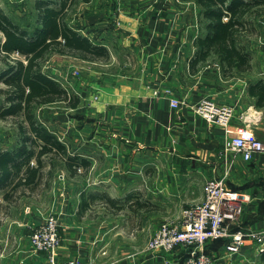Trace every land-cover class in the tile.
<instances>
[{"label": "crops", "instance_id": "0c3cea01", "mask_svg": "<svg viewBox=\"0 0 264 264\" xmlns=\"http://www.w3.org/2000/svg\"><path fill=\"white\" fill-rule=\"evenodd\" d=\"M181 7L190 8L183 17L177 12ZM118 9L117 22L105 16L102 32L83 34L111 55L106 62H83L111 68L112 59L120 60L109 71L95 68L99 76H93L84 91V99L93 94L95 103H87L86 121L67 136L71 155L86 159L87 169L72 175L64 167L63 177L56 168L65 163L55 161L51 175L56 178L49 181L56 185L54 195L44 198L50 186L27 190L17 204L6 198L15 177L3 181L0 171V264H50L49 256L35 252L31 244V234L48 215L59 220L58 262L183 264L185 250L149 252L147 245L163 223L180 222L183 210L205 200L204 186L210 179L224 178L228 190L246 197L240 218L229 224L231 232L264 227V155L246 162L230 149L234 135L244 129L264 142V105L259 106L254 94L264 87V21L254 38L258 42L245 40L252 70L226 77L218 60L192 68L195 42L203 32L195 3L129 0ZM100 17L87 18L82 30L95 27ZM123 53L133 59L130 67H124ZM0 64L1 75L7 68ZM171 99L179 100L181 108L174 109ZM204 99L233 109L228 127L233 134L195 113L192 107ZM4 104L0 95V108ZM57 104L62 103L53 105ZM50 119L56 128L71 121L62 115ZM4 121L0 118V124ZM13 134L0 130V154L22 146L21 140L13 142ZM28 162L35 165L36 157ZM98 194L120 201L121 207L116 210L93 200ZM43 199L46 206L34 203L24 209V203ZM229 242L221 238L208 243L206 252L215 258L214 264H264V251L256 244L248 243L232 255L226 250Z\"/></svg>", "mask_w": 264, "mask_h": 264}, {"label": "trees", "instance_id": "16d2710c", "mask_svg": "<svg viewBox=\"0 0 264 264\" xmlns=\"http://www.w3.org/2000/svg\"><path fill=\"white\" fill-rule=\"evenodd\" d=\"M178 1L193 2L200 8L203 32L195 42L198 51L191 62L192 68L216 57L223 65L226 77L252 70V57L242 40L252 28L253 18L264 16V0ZM79 2L90 4L92 0H37L33 31L21 26L0 8V61L8 67L0 75V83L5 85L0 88V95L4 96L6 104L0 108V118L11 115L21 119L17 126L22 146L16 151L0 154L2 180H9L11 175L15 177L10 184L11 191L6 195L7 200L15 204L27 190L36 189L43 181L47 184L55 161H63L72 175L77 174L79 167L87 169L88 161L77 154L71 156L67 146L50 133L36 115V108L42 105L62 103L76 110L82 103L80 96L71 94L44 73L43 65L50 55L86 62L110 60V52L105 46L72 26L70 11ZM15 53L24 60H14L12 55ZM254 94L259 98V106H263L264 87L257 88ZM33 156L36 157L35 165L28 162ZM8 163H12V169ZM47 168L50 170L46 173ZM92 199L103 200L116 210L122 204L107 194L92 195Z\"/></svg>", "mask_w": 264, "mask_h": 264}, {"label": "built area", "instance_id": "2783aa9c", "mask_svg": "<svg viewBox=\"0 0 264 264\" xmlns=\"http://www.w3.org/2000/svg\"><path fill=\"white\" fill-rule=\"evenodd\" d=\"M181 104L179 100L171 99L174 109L181 108ZM192 108L207 121L223 126L230 134L234 133L228 129L233 117L231 107L218 106L204 99ZM230 149L249 162L257 155H264V142L252 130L244 129L234 135ZM204 193L203 202L182 211L180 222H165L158 228L148 242L149 252L172 254L183 249L187 253L184 264H214L215 258L206 252V247L212 240L221 238L230 240L226 250L232 255L239 254L248 243L256 244L259 251H264V227H249L236 232L229 230V224L237 222L243 212L244 195L228 190L224 178L208 180ZM31 242L35 252L49 256L50 264H81L73 260L57 261L62 240L59 222L54 216L33 231Z\"/></svg>", "mask_w": 264, "mask_h": 264}, {"label": "rangeland", "instance_id": "374dc122", "mask_svg": "<svg viewBox=\"0 0 264 264\" xmlns=\"http://www.w3.org/2000/svg\"><path fill=\"white\" fill-rule=\"evenodd\" d=\"M36 1L37 0H0V8L3 9L5 13H7L9 16H11L21 26L28 29L29 31H33L35 28V24H36V22H35V20H36L35 19V9H34ZM128 1L129 0H92V2L90 4H84L82 2H79V3H77V5L75 7H73L71 9L69 18L71 19L72 26L76 27L81 34L89 35L88 33L91 30H95L96 32L100 33V32H102V28L104 26L102 24V20L105 18V16L112 18L113 20H115L117 22V19L119 16V9H120V8L118 9V7H120L121 5H123V3H126ZM137 1L138 2H149L150 0H136V2ZM168 1L173 2V0H168ZM247 1H249V0H247ZM189 11H190V8H186V7L185 8L184 7L177 8V12L181 13L182 17H183V14L185 12L188 13ZM120 12H122V10H120ZM89 17L90 18L91 17H97V18L100 17L101 21H97V22H99L98 25H96L97 22H95L92 25L95 27L90 26L91 27L90 29L87 28L88 30H86V29L82 30V28L84 27L83 24L85 23V20ZM109 18H108V21H110ZM263 21H264V16L253 18V24H252L253 26H252V28L251 27L249 28L248 33H245V36L242 40V45L245 46L246 50H247V45H246L247 43L245 42V40L252 39V41L254 43L258 42V40H254V38H256L260 34L259 31L262 28V22ZM105 22L107 24V20ZM113 28H115V27H113ZM128 31H131V30L128 29ZM109 32L110 31H108L107 34ZM113 33H114V29L112 31V34ZM93 34L95 36H97V34H95V33H93ZM127 43H129V42H127ZM127 43L125 42L124 45ZM4 54H5L4 52H1L2 56H4ZM126 55H127V53H123L124 67H126V66L130 67L133 64V59L132 58L127 59V57H125ZM12 58L14 60L19 59V58L24 60L23 56H20L17 53L13 54ZM209 59H210V63H216V60H217L216 58L213 57V58H209ZM112 61H113V63L111 65V68H106V67H100V66L92 65V63H94V62H92L90 64V63L83 62L81 60H76V59L71 58V57H67V56H63V55L61 56L58 54H52L49 56L47 62L43 65L44 73L48 77H50L52 80L58 82L62 87H64L66 90H68L71 94L78 95V96L82 97L81 100L82 99L84 100L77 110H72L71 108L66 107L64 104H57L55 106L53 104L46 105V106L42 105V106L36 108V115H37V118L40 121V123H42L45 127H47L49 132L52 133L55 137H57V139L60 142L65 144L67 146V148L70 146L69 143L71 142L70 139L67 137L69 132L72 131L73 129H77L78 124H80V122L86 121L84 119H85V116L88 114L87 103H88V106H90V107H91V105H93L95 103V100L92 99L94 96L93 94L91 95V97L89 96L88 99H84V98H86V94H87V91L84 93L86 88H88L87 84L93 80V76H97V77L99 76V74H97V73L94 74V72H96L95 68H97V70H104L105 69V70L109 71V69L110 70L113 69L112 67L120 65V60H118V58H114V59H112ZM100 62H104V61H100ZM100 62H97V63H100ZM1 63H3V62H1ZM3 64H5V63H3ZM11 64H14V63L12 62ZM103 64H104V66H106L105 63H101V66H103ZM0 66H1V64H0ZM4 68H8V67L6 66ZM97 77L95 79H98ZM91 84H93V83H91ZM2 85L3 84L0 83V87ZM92 100H94V101H92ZM52 115H57V116L62 115V117L67 116L69 118V120H71V121L63 122V123L61 122V124L59 125V128H56L53 125L54 120L52 121L50 119V116H52ZM3 120H4V118H3ZM20 120L21 119L15 117V116H11V115L9 116L8 115V117L5 118V121H4L5 123L0 124V130L3 131V134L4 133L7 134L8 132H10L12 130V132L14 133L13 134V136H14L13 142L14 143L15 142L18 143V141L21 140V137H19V132L17 131V130H19L18 126H17V122H19ZM13 124L16 125V128L14 127ZM66 125H68L69 127L67 128ZM16 133H17V137H16ZM17 139H18V141H17ZM69 153L72 154L70 151H69ZM64 167H66V166L59 163V165L56 168L57 169L56 172H58L61 176L66 177V171L64 170L65 173L61 172ZM49 170L50 169H45V172L47 173V172H49ZM51 171H52V169H51ZM83 171H84V168H82V167L78 168V172H83ZM53 175H51V177ZM53 177L56 178V176H53ZM49 181H47V184H46V181H43V184L37 187V188H40L42 190L45 185H46V187H45L46 189H48L50 186V188L47 190V195L44 196V198L45 197L47 198V201L51 198V195H54L53 190L56 187V185L50 184ZM37 201L31 200V202H28L27 204L24 203V209L26 210L27 207L33 206L34 203L35 204L40 203L42 206H46V201L44 199L41 202H37ZM51 216H53V215H50V216L48 215L43 221L45 222L46 219L51 217ZM55 218H57V217H55ZM57 220H58V218H57ZM58 222H59V220H58ZM43 223H41L39 226H41ZM39 226H37L34 230H36ZM31 244H32V242H31ZM38 253H41V252H38ZM184 262H185V260H184ZM61 263H64V262H61Z\"/></svg>", "mask_w": 264, "mask_h": 264}]
</instances>
